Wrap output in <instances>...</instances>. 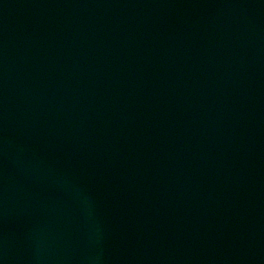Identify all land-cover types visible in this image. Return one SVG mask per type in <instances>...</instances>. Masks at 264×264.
Returning a JSON list of instances; mask_svg holds the SVG:
<instances>
[{
    "label": "water",
    "instance_id": "95a60500",
    "mask_svg": "<svg viewBox=\"0 0 264 264\" xmlns=\"http://www.w3.org/2000/svg\"><path fill=\"white\" fill-rule=\"evenodd\" d=\"M0 264H264V0H0Z\"/></svg>",
    "mask_w": 264,
    "mask_h": 264
}]
</instances>
